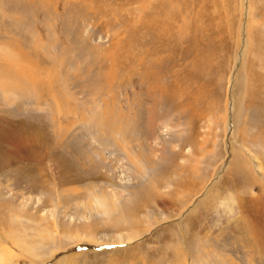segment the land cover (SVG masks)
<instances>
[{"label":"rangeland","instance_id":"374dc122","mask_svg":"<svg viewBox=\"0 0 264 264\" xmlns=\"http://www.w3.org/2000/svg\"><path fill=\"white\" fill-rule=\"evenodd\" d=\"M0 264H264V0H0Z\"/></svg>","mask_w":264,"mask_h":264},{"label":"bare ground","instance_id":"6f19581e","mask_svg":"<svg viewBox=\"0 0 264 264\" xmlns=\"http://www.w3.org/2000/svg\"><path fill=\"white\" fill-rule=\"evenodd\" d=\"M97 201H98L99 206L103 207L104 211L108 212V211H113L114 210V203L107 196L104 195L101 198L97 199Z\"/></svg>","mask_w":264,"mask_h":264}]
</instances>
